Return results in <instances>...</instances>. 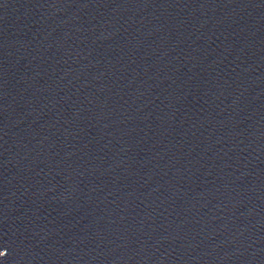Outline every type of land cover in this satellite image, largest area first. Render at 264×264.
<instances>
[{
  "label": "water",
  "instance_id": "water-1",
  "mask_svg": "<svg viewBox=\"0 0 264 264\" xmlns=\"http://www.w3.org/2000/svg\"><path fill=\"white\" fill-rule=\"evenodd\" d=\"M0 264H264V0H0Z\"/></svg>",
  "mask_w": 264,
  "mask_h": 264
},
{
  "label": "snow or ice",
  "instance_id": "snow-or-ice-1",
  "mask_svg": "<svg viewBox=\"0 0 264 264\" xmlns=\"http://www.w3.org/2000/svg\"><path fill=\"white\" fill-rule=\"evenodd\" d=\"M0 254H2V253H0Z\"/></svg>",
  "mask_w": 264,
  "mask_h": 264
}]
</instances>
